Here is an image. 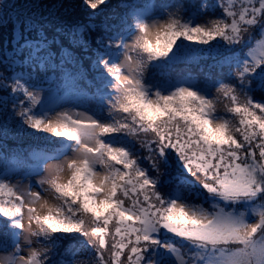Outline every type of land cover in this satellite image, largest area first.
<instances>
[{"label": "snow or ice", "instance_id": "6c2138e0", "mask_svg": "<svg viewBox=\"0 0 264 264\" xmlns=\"http://www.w3.org/2000/svg\"><path fill=\"white\" fill-rule=\"evenodd\" d=\"M125 9L63 28L67 46L13 25L32 70L0 73V112L46 136L2 158L0 264H264V0Z\"/></svg>", "mask_w": 264, "mask_h": 264}, {"label": "trees", "instance_id": "16d2710c", "mask_svg": "<svg viewBox=\"0 0 264 264\" xmlns=\"http://www.w3.org/2000/svg\"><path fill=\"white\" fill-rule=\"evenodd\" d=\"M166 2V0H163ZM162 2V3H163ZM187 2V0H185ZM209 4L216 3V0H207ZM144 3H155V0H107L103 5H99L96 10H92L83 5L82 0H24L21 4V9L26 12L22 13L20 16V21L25 23H31L36 31H32L29 35L35 39L37 36H47L49 41H52L55 36L59 43H63L67 46V38L61 34V30L66 28L69 25L88 22L91 19L94 23L99 24L101 21L108 23H120L121 19L125 14V5L130 4H144ZM95 12L94 17H90L89 14ZM210 15H220V10L216 9L213 13L212 9H209ZM3 20V18H1ZM19 21V23H20ZM12 22V17L8 19L6 23ZM5 23V24H6ZM18 23V28H19ZM17 28V27H16ZM19 30V29H18ZM2 34H4L5 26L1 27ZM11 40V36L4 37L3 39ZM2 38H0V45L3 47ZM10 44V53L7 57L2 73L5 75H12L14 73L24 72L28 73L32 70L31 65H21L19 63H13L16 59L12 56V49L14 46V41ZM94 47V45H93ZM53 50H57V45L53 44ZM4 54V53H3ZM5 65H8L6 68ZM203 66V65H201ZM79 67V65H77ZM69 70L75 71L71 66H68ZM83 71L87 72L88 78L91 79L93 76V71L89 68V60L87 58L83 61ZM192 74L197 79H203L204 72L197 70V67L193 65L191 67ZM207 71V69H205ZM33 78L38 81V86L45 89L55 88L57 84H61L59 95L63 96L65 94V89L62 85V81L59 79V72L55 73V82L53 83L49 80V77H53V72L49 70L47 73L32 71ZM81 85L83 82L81 81ZM91 94V93H89ZM5 93L1 91L0 97L4 96ZM9 111H11V104L8 105ZM46 136L45 134H31L21 131L20 127L15 123L14 119H8L0 112V170L3 169V157L11 156L13 154H27L31 149L36 148L37 146L43 147L45 145V140L42 138ZM48 139H56L54 137H48ZM145 166H147L145 164ZM167 172L172 176H183L185 173L179 167L174 156L170 157V167L167 169ZM18 173L22 174V170ZM17 172L11 174H18ZM168 177H164L167 179ZM192 180L193 183H197L194 178L187 177ZM169 185L164 186L161 190L166 192L169 190ZM201 192L202 195L206 196L207 194L203 192L202 189H197ZM79 239H83L82 237ZM107 258V253L105 254Z\"/></svg>", "mask_w": 264, "mask_h": 264}, {"label": "rangeland", "instance_id": "374dc122", "mask_svg": "<svg viewBox=\"0 0 264 264\" xmlns=\"http://www.w3.org/2000/svg\"><path fill=\"white\" fill-rule=\"evenodd\" d=\"M24 0H0V38L9 37L11 36V40L5 38L2 40L3 47L0 45V73H2V69L4 68V64L6 63L7 57L9 56L10 53V44L13 41V35H14V30H13V25H16V29L18 30V23L20 21V16L25 11L20 10L21 9V4ZM163 0H155L154 4H160L162 3ZM12 17V22L6 23L8 19ZM19 17V20L17 19ZM3 18V20H1ZM6 23V24H5ZM2 25L5 26V31L4 34H2L1 27ZM4 53V54H3ZM1 93V91H0ZM46 135V134H45ZM16 178H19V175H22L21 173L18 174H11ZM15 182V179L13 180ZM27 183V181H25ZM32 183L35 184V178H33ZM35 190V189H34ZM43 214V212L41 213Z\"/></svg>", "mask_w": 264, "mask_h": 264}]
</instances>
